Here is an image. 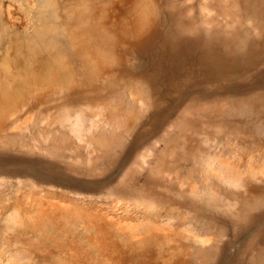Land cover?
<instances>
[{"label":"rangeland","instance_id":"rangeland-1","mask_svg":"<svg viewBox=\"0 0 264 264\" xmlns=\"http://www.w3.org/2000/svg\"><path fill=\"white\" fill-rule=\"evenodd\" d=\"M0 264H264V0H0Z\"/></svg>","mask_w":264,"mask_h":264}]
</instances>
